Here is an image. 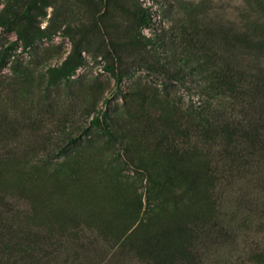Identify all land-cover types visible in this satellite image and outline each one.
Segmentation results:
<instances>
[{"label":"rangeland","instance_id":"obj_1","mask_svg":"<svg viewBox=\"0 0 264 264\" xmlns=\"http://www.w3.org/2000/svg\"><path fill=\"white\" fill-rule=\"evenodd\" d=\"M0 16V264H264V0Z\"/></svg>","mask_w":264,"mask_h":264},{"label":"trees","instance_id":"obj_2","mask_svg":"<svg viewBox=\"0 0 264 264\" xmlns=\"http://www.w3.org/2000/svg\"><path fill=\"white\" fill-rule=\"evenodd\" d=\"M23 15L25 17H29L28 10H25L24 13H23ZM140 19H141V22H142L143 25H145V26L146 25L147 26L149 25L150 19L147 18V15L145 14V12H141L140 13ZM14 22L15 21L13 19H5L2 16H0V25H5L6 27L9 28V27H11V25L14 24ZM18 35L21 36V34H18ZM48 72H49L50 75L55 76L58 73V69L55 68V67H49L48 68ZM233 89H234V87L233 88L232 87H229L226 90H223V92L221 94L218 93L217 95L220 94L221 95L220 96V100H225V101H227L230 104V103H232L234 101V97H236L235 96V93L236 92ZM217 113H220L219 112V109H217V108L214 109V111H212V113H206L205 116H203L201 118L202 120L199 123L201 125V129H204L205 127H207L208 126L207 124L213 123V121H214ZM223 114H225V112ZM223 114H221V115H223ZM96 120H99V117H96ZM108 133L111 134V132L109 130H108ZM213 226L216 227V228H220V230H222V225H219V224L216 223V224H213ZM222 235L224 237H226V238L229 237V234H226V233L223 234V232H222ZM177 236L178 235H176V234L172 235L171 236V242L168 241L170 239V237H169V239H167L168 237L167 238H161V243L160 244H161V246H164L167 249L166 250L167 251L166 252L167 254H171V255L174 254L175 251L178 248L181 249V251L183 250V247L178 246L177 243H176L177 242L176 241ZM158 242H160V241H158ZM155 258L157 259L158 262H160L162 260L164 263H166V260L162 259V255L161 254L157 255ZM1 259H2L1 260L2 261L1 264H9L8 261H5L4 257L1 258ZM37 260H40V258L38 257ZM11 264H14V263H11ZM25 264H34V263L28 261ZM40 264H42V263H40Z\"/></svg>","mask_w":264,"mask_h":264}]
</instances>
